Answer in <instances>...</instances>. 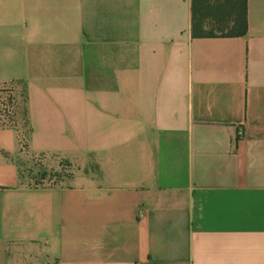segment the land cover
<instances>
[{
	"label": "crops",
	"instance_id": "crops-1",
	"mask_svg": "<svg viewBox=\"0 0 264 264\" xmlns=\"http://www.w3.org/2000/svg\"><path fill=\"white\" fill-rule=\"evenodd\" d=\"M192 2L0 0V264H264V0L198 38Z\"/></svg>",
	"mask_w": 264,
	"mask_h": 264
},
{
	"label": "trees",
	"instance_id": "trees-1",
	"mask_svg": "<svg viewBox=\"0 0 264 264\" xmlns=\"http://www.w3.org/2000/svg\"><path fill=\"white\" fill-rule=\"evenodd\" d=\"M192 34L193 37L243 36L247 32V0H193L192 2ZM10 86L11 99L4 101L6 89L0 90V126H14L23 129L19 134L20 144L26 146V128L28 125L27 94L25 83L21 80L1 85ZM21 86L20 91L15 92ZM12 88V89H11ZM15 93V96H14ZM9 100V99H8ZM33 159V158H32ZM20 164V163H19ZM21 166V164H20ZM37 166H40L37 164ZM59 172L39 173L43 178L47 175L52 180ZM21 179L25 180L21 171ZM32 186L44 184L29 183Z\"/></svg>",
	"mask_w": 264,
	"mask_h": 264
},
{
	"label": "rangeland",
	"instance_id": "rangeland-1",
	"mask_svg": "<svg viewBox=\"0 0 264 264\" xmlns=\"http://www.w3.org/2000/svg\"><path fill=\"white\" fill-rule=\"evenodd\" d=\"M5 88L6 89V95L4 98V101L6 103H8L11 99V94H10V86H4V87H0V90ZM21 86H19V88L15 89V92L20 91ZM12 89V88H11ZM15 96V93H14ZM9 99V100H8ZM3 100L0 101V105H2ZM33 158V159H32ZM42 157H34L29 155L27 157V159L25 160H20L19 163L21 164V171H23L24 173V177L25 180L24 182L26 184L31 183H39V184H53V183H61V182H67L70 178H72V176L74 175V167L72 164H70L69 162L65 161V160H61L60 162V166L58 169H53L48 167V165L46 166V164H41L45 161L48 162V158L43 157L42 160L43 162L39 161L41 160ZM37 164H39L40 166H37ZM43 165V166H42ZM59 172L60 174H58L59 176H57V178H54L53 180L51 179L52 177L47 175L46 177H42L41 175H39V173H43V172Z\"/></svg>",
	"mask_w": 264,
	"mask_h": 264
}]
</instances>
